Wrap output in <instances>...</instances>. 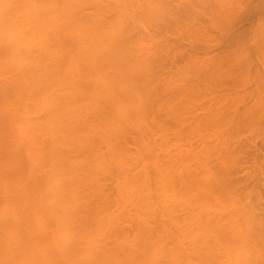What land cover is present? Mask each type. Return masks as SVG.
Segmentation results:
<instances>
[{"label": "bare ground", "instance_id": "6f19581e", "mask_svg": "<svg viewBox=\"0 0 264 264\" xmlns=\"http://www.w3.org/2000/svg\"><path fill=\"white\" fill-rule=\"evenodd\" d=\"M132 1L0 0V264H264V193L260 192L264 188V156L258 165L251 154L253 149H247L253 146V140L251 143L243 141L264 132V125L260 127V122L253 121L255 117L257 121L261 119L257 117L260 111L255 108L237 115L236 112L234 116L238 121L229 122V117L223 114L227 105L223 111H218L219 108H209L205 103L207 108L199 111L190 104L186 106L190 109L185 105L177 109L176 103L177 106L171 104L173 108H163L166 110L162 111V116L169 113L172 116L169 123L154 116V108L159 109V103L167 98L162 99L163 96L174 97L169 92H174L179 84H175L176 72H170V79L174 75L175 80L171 88L175 90H168L162 96L157 92L160 102L153 95L152 82L149 87L151 79L153 81V74L152 78L149 75L152 61L148 63L145 59L150 54L143 53L142 58L137 50V45L140 46L145 38L141 40L142 34L138 39L131 38L133 31L128 34L129 27L126 29V24L120 21L126 16L128 20L133 17ZM140 1L137 6L144 16L151 17L158 10L153 0ZM254 1L257 5L261 2ZM208 2L210 0L206 6ZM216 6L220 7L218 3ZM259 9L261 14L262 8ZM129 10L131 13L127 15ZM250 11L247 9L249 14ZM248 13L242 17L243 22ZM198 14L200 12L195 13ZM140 18L131 22L139 24ZM225 18L222 17L221 24H228V17ZM127 19L122 21L127 22ZM157 20L149 24L155 25ZM141 24L143 28L145 23ZM143 34L145 37L148 33ZM148 36L149 43L154 40L159 44L152 35ZM133 39L140 43L136 44ZM131 40L137 53L130 48L134 46ZM240 46L235 48L241 53ZM250 48L254 50V46ZM164 51L166 49L158 57ZM137 54L147 63L137 59ZM244 54L235 55L238 61L240 58L238 65L244 64L242 67L247 63L244 57L247 54ZM220 55L215 57L214 54V57L220 58ZM184 60L186 64L193 61L192 58L186 61L185 57ZM252 61L248 63L251 65ZM257 61L254 62L256 67ZM163 62L165 65L166 61ZM246 67L247 64L242 68L244 77L248 76ZM258 68L255 75L262 77L260 83L256 77L252 82L243 77L247 80L245 84L250 86L255 81L260 86L264 82V73ZM183 70L180 72L188 83L191 74L197 76L192 69V72ZM208 75L211 76L209 72ZM168 79L164 82L169 83ZM190 89L193 91L192 87ZM251 93L248 96L256 95ZM245 98L247 100V96ZM253 98L256 101L257 98ZM248 102L253 104L254 101L248 98ZM243 105L241 108H245ZM249 118V123L244 122ZM245 132L247 136L242 135ZM243 154L250 159H245ZM248 162L257 166L251 164L249 167ZM239 171L245 172L241 179L236 177Z\"/></svg>", "mask_w": 264, "mask_h": 264}, {"label": "rangeland", "instance_id": "374dc122", "mask_svg": "<svg viewBox=\"0 0 264 264\" xmlns=\"http://www.w3.org/2000/svg\"><path fill=\"white\" fill-rule=\"evenodd\" d=\"M135 1H137V0H134V1H132L131 2V9H130V5L127 7L128 9H130L131 10V12H132V14H131V17L132 18H130L129 17V19L130 20H128L126 17H125V19H122V20H125L126 21V19L128 20L127 22H123L122 20H120L121 22H122V24H124L125 25V27H126V29H127V27H129L128 29H127V31H128V34H129V31H133L134 32V34H133V32L131 33L132 35L131 36H133V37H131V38H134L135 37V39H138L137 37H138V35L140 34V36H142V37H140L141 38V40H143L144 38H145V40L144 41H142L141 42V44H139L140 43V40H139V43L135 40V39H133V41L136 43V44H139L140 46H138L137 45V47H138V49L137 48H135V43L132 41V43H134V46H133V44L131 45L132 47H134V48H132L131 46H130V48L131 49H133V50H138V53L140 54H142L143 55V53L144 54H147V53H149L150 54V57L149 58H146L145 57V59H148V63L150 62V61H152V62H150L149 64H151L152 63V66H151V70H150V72H149V75H151V78H152V74H153V81H152V79H151V81H150V83H149V87H150V84H151V82L153 83V84H151L152 86V88H151V90L153 91L152 93H153V95H155L156 96V99H157V101H159L158 100V98L159 97H161L162 95L161 94H165V93H168V90H172V88L171 87H173V85H175V84H179V85H177V86H175V88H177L175 91L178 93V95H177V93H175V91L174 90H172V91H174V92H169V94H173L174 95V97H170V95H165V96H163V98L162 99H164L165 97H167V98H165V100H162L160 103H159V109H157L156 107L154 108V110L156 109V114L154 115V116H156L157 118H159V117H162V119H164V121L165 122H170V117L172 118V116H169L170 115V113H169V115L167 116L166 115V117H164V116H162V114H164V112L162 113V111H164V110H166V108H168L169 106L171 107V104H173V105H175V106H177V104H178V106H177V109H179L178 107L179 106H181V109L184 107V105H185V108H189L190 109V107H186V106H188L189 104H190V106L191 107H198L199 108V111H200V109H204V108H207V105L206 104H209L208 106H209V108H211V107H215V109L216 108H219V109H217L218 111L220 110V109H222L221 111H223V109L226 107V105H227V108H225L226 110L224 111V115H226V116H224V117H229V118H227L228 120H229V122L231 121V122H233L232 120H237L238 121V117H235L239 112L240 113H242V112H245L247 109H250V111L252 110V111H254L255 110V108H256V110H259L260 112H259V115L257 116L258 117V119L259 118H261L259 121H257V119H255L254 118V120L253 121H255V122H260L259 124H260V127H261V125H264V120H262V118H264V116H262V113H264V112H262V110H264V103H262V102H264V99H262V98H264V95H262V94H264V93H262V89H264V85H262V84H264V82H262V84L259 86L258 85V83H260L259 82V78H260V81H261V78L262 77H258L257 78V76L258 75H255V73H257L255 70L257 69V67L259 66V68L261 69H259L260 70V72L261 73H264V60H262V58H264V57H262V56H264V54H262V53H264V50H262V49H264V29H261L262 27H264V23H262V22H264V14H262V13H264V7H262V6H264V2H262V1H264V0H261V2L259 1H257L258 3H259V5H257V3L255 4V2L256 1H254V0H241L242 1V3L240 2V0H238V2H237V0L236 1H233V0H229V2H228V0H224V2H223V0H220V2H219V0L218 1H214V0H210V3L208 2V4H207V6H206V4L205 3H207V1L208 0H204V1H206L205 3L203 2V0L202 1H199V2H202V3H199V2H197L198 3V5H199V7H200V5H202L203 7L205 6L206 8L208 7V9L209 10H206L205 8H199V7H197V3H196V1L194 2L193 0H183L184 2H182V0H180V2L179 1H177V0H164V1H161V0H153V2L155 3V5H156V9H158V10H156L155 11V13L150 17H147V16H144V14L142 13L143 11H142V9H138V7L140 6V4L141 3H139V0L137 1V3H139V4H137V3H135ZM142 1H145V0H141L140 2H142ZM152 1V0H151ZM161 1V2H160ZM198 1V0H197ZM212 1V2H211ZM231 1V2H230ZM162 2H163V4H162ZM177 2H179V4L177 3ZM182 2V4H180ZM194 4H193V3ZM213 2H214V4H213ZM226 2H228L227 4H225ZM232 2H234L235 3V5H232V4H234V3H232ZM157 3V4H156ZM185 4V6L187 7V5H188V9H186V7H184L183 8V6H184V4ZM187 3V4H186ZM217 3H218V7L219 8H217ZM231 3V6L229 5ZM236 3H237V5H236ZM166 4V5H165ZM175 4H177V7L178 8H182L181 10L180 9H178V8H176V5ZM223 4H224V6H223ZM250 4H251V7H250ZM253 4H255L256 6H257V8H256V6L255 7H253ZM261 4H262V6H261ZM137 5H139V6H137ZM168 5V6H167ZM171 5H173L174 6V9L172 8V6ZM182 5V6H181ZM227 5V6H226ZM241 5V6H240ZM167 6V7H166ZM170 6V7H169ZM194 6H195V8H194ZM209 6H211V7H213V9L211 8V7H209ZM226 6V7H225ZM230 6V8L228 9V7ZM242 6H244V9H243V7ZM259 6V7H258ZM260 6H261V8H262V10H260L261 8H260ZM190 7V8H189ZM222 7H225L224 9L222 8ZM237 7V8H236ZM240 8V11H239V8ZM141 8V7H140ZM172 8V9H171ZM191 8H194V9H192L191 10ZM215 8H217V9H215ZM226 8H227V10H226ZM232 8H233V10L234 9H238V11L237 10H234V11H232ZM260 8V9H259ZM127 9V10H128ZM138 9V10H137ZM174 10L173 12L171 11V10ZM176 9V10H175ZM206 11H210V13L213 11V15H211L209 12H206ZM246 9V10H245ZM247 9H248V11L249 10H251L250 11V13L252 14H249L248 12H247ZM258 9L260 10V11H262V13L261 14H259V11H258ZM130 10H129V12H128V14L127 15H129V13H131L130 12ZM160 10V13L158 12ZM183 10V11H182ZM186 10V11H185ZM187 10H189V11H187ZM200 10H202V11H200ZM221 10H222V12H221ZM230 10H231V12H233V13H231L230 12ZM242 10V11H241ZM243 10H245V12L243 11ZM137 11H139V12H141V13H138ZM197 11V12H196ZM203 11H205L204 13H203ZM225 11V12H224ZM235 11H237V12H235ZM138 13L137 15L136 14H134V13ZM160 14V15H158V13ZM177 12V13H176ZM179 12V13H178ZM181 12H183V13H181ZM200 12V14H198L197 16L195 15V13H199ZM202 12V13H201ZM241 12H243V13H241ZM257 14H256V13ZM181 13V14H180ZM206 13H208V14H210V15H206ZM217 13H219V14H217ZM228 13V15H226ZM231 13V14H230ZM234 13H235V15L237 16H235L234 15ZM246 13H248V15L246 16V18H244V22H243V16L245 17V15H246ZM254 13H255V16H254ZM142 14V15H141ZM156 14H157V16H156ZM169 14H171L169 17H168V15ZM204 14V15H203ZM134 15H135V17H134ZM140 15V16H139ZM178 15V16H177ZM200 15V16H199ZM215 15V16H214ZM217 15V16H216ZM218 15H219V17H218ZM225 15V16H224ZM232 15V16H231ZM257 15H258V17H257ZM138 16V17H137ZM142 16V17H141ZM213 16V17H212ZM229 16H230V19L229 20H227L228 18H229ZM254 16V17H253ZM141 17V18H140ZM147 17V18H146ZM154 17V18H153ZM161 17V18H160ZM217 17V18H216ZM222 17L223 18H225L226 19V21L228 22V24L226 23H224L225 24V27H224V24H221L222 22H221V19H222ZM247 17H249V18H247ZM253 17V18H252ZM262 18V20L260 19V18ZM121 18H124V17H120V19ZM140 18V20L142 21H140L139 20V24H133V22H131V21H133V20H137V19H139ZM152 19V20H150V19ZM200 18V19H199ZM237 18L239 19V20H237ZM258 18V19H257ZM145 19V20H144ZM147 19V20H146ZM153 19H154V21L155 20H157L156 22H154V23H156L155 25L153 24H149V23H153ZM202 19V20H201ZM206 19V20H205ZM211 20V22H207V21H210ZM212 19H213V21H212ZM215 19H217L218 20V23H220V24H218V23H216V22H214L215 21ZM232 19V20H231ZM234 19V20H233ZM186 20V21H185ZM192 20V21H191ZM203 20H205L206 21V24L208 23V25H206L205 23H204V21ZM224 19H222V21H223ZM131 23H130V22ZM134 21V22H135ZM144 21V22H143ZM145 21H147V22H145ZM151 21V22H150ZM225 21V22H226ZM231 21V22H230ZM235 21H237V22H235ZM142 24H141V23ZM190 22V23H189ZM192 22V23H191ZM195 22V23H194ZM233 23V25H231L230 23ZM252 22V23H251ZM259 22L261 23L260 25H259ZM128 23V24H127ZM143 23H145V25L143 24ZM146 23H148V24H146ZM197 23H199V24H197ZM212 23V24H211ZM247 23V24H246ZM258 25H257V24ZM140 24H141V26H143L144 25V27L143 28H140ZM211 24V25H210ZM239 24H240V26H239ZM255 24H256V26H255ZM129 25H132V26H129ZM134 25V26H133ZM147 25H150V28H148L149 26H147ZM157 25V26H156ZM226 25H227V27H226ZM230 25V26H229ZM241 25H244V26H241ZM147 27V29H146V27ZM154 26V27H153ZM194 26V27H193ZM203 26V27H202ZM207 26V27H206ZM217 26V27H216ZM131 27L133 28V30L131 29ZM135 27H137V29L138 30H134V28ZM156 27V28H155ZM206 27V28H205ZM246 27V28H245ZM251 29H250V28ZM144 28H145V31H144ZM154 28L156 29V30H154ZM187 28V29H186ZM200 28V29H199ZM253 28H254V31H255V28L257 29V31L256 32H254L253 31ZM130 29V30H129ZM136 29V28H135ZM178 29L180 30V32L182 31V34L180 33V32H178ZM198 31H197V30ZM262 30V32L261 31H259V30ZM149 30V31H148ZM252 30V31H251ZM137 31H139V32H137ZM186 31V32H185ZM191 32V33H190ZM143 33H148L147 34V36L150 34V35H152V37L151 38H153V39H155V40H157L158 42H159V44L157 45V42H154V40H152L153 42H151L150 41V43H149V41L148 40H151V39H148L147 38V36H145L144 37V34ZM259 34V35H257V34ZM142 34V35H141ZM181 34V35H180ZM213 34V35H212ZM253 34H255V35H253ZM261 34V35H260ZM136 35V36H135ZM153 35H154V37H153ZM189 35V36H188ZM223 35H224V37H223ZM227 35V36H226ZM184 36V37H183ZM206 36H207V39H206ZM227 38H226V37ZM241 38H240V37ZM259 36V37H258ZM149 37V36H148ZM156 37V38H155ZM186 37V38H185ZM204 37V38H203ZM222 37V38H221ZM236 37L237 38H239V39H236ZM139 38V39H140ZM150 38V37H149ZM209 38V39H208ZM229 38H232V39H229ZM236 40V41H239V42H236L234 39ZM243 38V39H242ZM199 39V40H198ZM146 40H147V42H146ZM217 40V41H216ZM227 40V41H226ZM212 41V42H211ZM207 42V43H206ZM229 42V43H228ZM237 43L236 45L234 44V43ZM252 43V46H254V50H255V47H256V50H257V52H256V50L254 51L253 50V48H250V47H252L251 46V43ZM131 43V42H130ZM129 43V44H130ZM144 43V44H143ZM213 43V44H212ZM241 43V44H240ZM262 43V44H261ZM129 44L127 45V46H129ZM147 44V45H146ZM149 44H152V45H149ZM250 45V47H249V45ZM144 45V46H143ZM156 45H157V47H156ZM165 45V46H164ZM241 45V46H240ZM150 46V47H149ZM159 46V47H158ZM167 46V47H166ZM208 46H210V47H208ZM237 46H240L241 48H243L242 49V51H241V53L239 52V51H237L238 49H236L235 47H237ZM154 47H156V48H154ZM233 47V48H232ZM240 47H238V48H240ZM129 47L127 48V50H129L130 49ZM154 49V51H152L153 49ZM159 48H161L160 50H159ZM164 48V49H163ZM249 48V49H248ZM260 50H259V49ZM130 49V50H131ZM150 49V50H149ZM166 49V51H164L163 53H162V55H161V57H162V59H161V57L159 56L158 57V54H161V51H163V50H165ZM232 49H235V50H232ZM244 49H246V51H244ZM129 50V51H130ZM137 50L135 51L136 53H137ZM148 50H149V52H148ZM231 50V51H230ZM239 50H241V49H239ZM250 50H252V51H250ZM259 50V51H258ZM158 51H160L159 53H158ZM219 51H221L220 53H219ZM239 53V54H241L242 56H243V53H245V54H247L246 56H244V57H246L245 59L247 60L246 62L247 63H245V61H243V60H241V62L242 63H245V66H246V64H247V69H246V71L248 70L249 71V73H248V71L246 72V75L248 74V76H246V77H244V76H242L241 74L243 73L242 71H243V69L245 68V66L244 67H242L240 64L238 65V63H239V61H240V58H239V61L237 60V56H235V55H238V56H240L237 52ZM262 51V52H261ZM134 52V51H133ZM134 52V53H135ZM153 52L154 53H156V54H154L155 56H157V57H155L154 55H152L151 56V54H153ZM230 52H232V53H230ZM234 52H236L235 54H234ZM243 52V53H242ZM246 52H248V53H250V54H248V53H246ZM255 52V53H254ZM259 52L261 53V56L259 55ZM132 52L130 51V54H131ZM133 53V55H135ZM167 54V57L169 58V59H167V57H165V54ZM253 53V54H252ZM139 54H137L138 55V58L137 59H140V60H142V58H144V55H143V57L142 58H140V56H142V55H139ZM164 54V55H163ZM169 54V55H168ZM174 55V59L175 60H173V55ZM187 54H191V56H193V57H191L192 58V60L193 61H191L190 63L189 62H187V64H186V62H184L185 60H184V57H185V59H188V60H186V61H190L191 60V58H188V56H187V58H186V55ZM193 54V55H192ZM214 54H215V57L216 56H219L220 54V58H215L214 57ZM223 54V55H222ZM244 54V55H245ZM254 54H255V57H254ZM177 55V57H175ZM227 57H226V56ZM229 55V56H228ZM248 55H249V58H251L250 56H252V58L250 59V60H248L249 58H248ZM257 55V56H256ZM258 55H259V57H258ZM136 56V55H135ZM147 56V55H146ZM171 56V57H170ZM222 56V57H221ZM234 56V57H233ZM155 57V58H154ZM210 57H211V59H210ZM233 57V58H232ZM241 57V56H240ZM243 57V58H244ZM150 58H154V60L156 59V58H158V59H156V60H158L156 63H154V60H152V59H150ZM172 58V59H171ZM202 58V59H201ZM204 58V59H203ZM208 58V59H207ZM214 58V59H213ZM222 58V59H221ZM228 58V60H224V59H227ZM231 58V59H230ZM236 58V59H235ZM259 58H261V59H259ZM150 59V60H149ZM163 59H165V60H163ZM190 59V60H189ZM215 59H216V62H215ZM230 59V60H229ZM242 59V58H241ZM253 59V63L254 62H256L257 60V63L256 64H258V66L256 67L255 66V63L253 64H251L250 65V63H248L249 61L251 62V60ZM159 60H161V62L159 61ZM169 60H171V61H169ZM207 60L209 61V62H207ZM218 60H219V65L220 64H223V65H218ZM220 60L222 61V63L220 62ZM226 61H228V62H232V63H228V62H226V63H228V64H225V62ZM232 60V61H231ZM235 60V61H234ZM142 61H145V60H142ZM147 61V60H146ZM145 61V62H146ZM164 61V62H163ZM165 61H166V64H165ZM259 61H261V62H259ZM159 62V63H158ZM162 62L165 64V65H163L162 64ZM204 62V63H203ZM212 62V63H211ZM234 62V63H233ZM238 62V63H237ZM147 63V62H146ZM158 63V64H157ZM194 63V64H193ZM210 63V64H209ZM216 63V64H215ZM241 63V64H242ZM262 64V67L260 66V64ZM153 64H157L156 66L155 65H153ZM179 64V65H178ZM189 64V66L187 67H185V65H188ZM192 64V65H191ZM207 64V65H206ZM209 64V65H208ZM213 64H215L216 65V67H215V65H213L214 67H212V65ZM233 64V65H232ZM236 64V65H235ZM248 64H249V66H248ZM160 65V66H159ZM162 65L164 66V68H166V67H168L167 69H165L164 70V68H162ZM167 65V66H166ZM184 66V67H181V66ZM193 65H194V67H193ZM199 65L201 66V68L199 67ZM225 65V66H224ZM154 66V67H153ZM196 66V67H195ZM198 66V67H197ZM208 66V67H207ZM218 66H219V69H218ZM227 66V67H226ZM230 66V67H229ZM234 68H233V67ZM237 66H239V67H237ZM251 66V67H250ZM254 66H255V69H254ZM153 67V68H152ZM157 67H160V69H158ZM191 67H193V68H191ZM222 67V68H221ZM232 67V68H231ZM173 68V69H172ZM185 69V70H189V71H191L192 72V70H194L193 72H196V73H193L194 75L196 74L197 76H193L190 72H189V76H187L188 77V79H190V74H191V78L192 79H190V80H188V81H190V83H188V82H186V80H187V78H185V76L183 77L182 75H183V73H185V71L183 70V69ZM187 68V69H186ZM192 70H191V69ZM195 68H200V69H195ZM217 68V69H216ZM241 68V69H240ZM243 68V69H242ZM158 69V70H157ZM161 69H163V73L162 72H158L159 70L161 71ZM178 69V70H177ZM203 69L205 70V72L203 71ZM224 69V70H223ZM229 69V70H228ZM233 69H235V70H233ZM238 69V70H237ZM156 70V71H155ZM184 71L183 73L182 72H180V71ZM200 70H202V71H200ZM213 70H215V71H213ZM216 70H217V72H220V73H217L216 72ZM223 70V71H225V72H221V71ZM254 70V71H253ZM153 71V72H152ZM180 73H179V72ZM235 71V72H234ZM238 71V72H237ZM155 72H157V73H155ZM167 72L169 73L168 75H167ZM175 73L174 75H176V77H175V80L177 81H175L174 80V75L171 77V79H170V76H171V73ZM179 73V75H178V73ZM199 72H201V74L199 73ZM208 72L211 74V76L214 78L213 79V81H212V77L210 76V75H208ZM212 72V73H211ZM213 72H214V74H213ZM233 72V73H232ZM237 72V73H236ZM240 72V74H238ZM159 73V75L160 76H162V77H160L161 79L159 80V77H158V75H156V74H158ZM162 73V74H161ZM182 73V74H181ZM188 73V72H187ZM187 73H185V74H187ZM230 75H229V74ZM236 73V74H235ZM260 73V74H261ZM155 74V75H154ZM216 74H217V76H219V79H218V77L216 76ZM226 74H228V75H226ZM249 74H251V76H249ZM188 75V74H187ZM207 75V76H206ZM215 75V76H214ZM221 75H223L222 77H221ZM232 75H235V76H232ZM239 75H241V76H239ZM231 78H230V77ZM237 76H238V78H239V80L237 79ZM254 76V77H253ZM260 76V75H259ZM150 77V76H149ZM158 77V78H157ZM164 77V78H163ZM180 77V78H179ZM181 77H182V79H181ZM207 77H210V80H208V78ZM217 79H216V78ZM229 77V78H228ZM234 77V78H233ZM246 79L247 77V79L249 80V82H250V80H251V82L254 80V78L256 77L258 80H256L257 82H255L254 81V84H249L250 86H248V83L247 84H245L246 82H247V80H245L244 78ZM158 80H157V79ZM167 78H169L168 80H169V83H167V82H164ZM207 78V79H206ZM224 78V79H223ZM233 78V79H232ZM186 79V80H185ZM232 79V80H231ZM240 79H242V81L240 82ZM172 80H173V82L175 81V84L174 83H171L172 82ZM191 80H195V81H192L191 82ZM215 80V81H214ZM223 80V81H222ZM228 80V81H227ZM231 80V81H230ZM237 80V81H236ZM244 80V81H243ZM211 81V82H210ZM233 81H235V83H236V85L234 84V82ZM262 81H264V80H262ZM198 83V86H197V83ZM207 82H208V84H207ZM214 82V83H213ZM222 82V83H221ZM228 82V83H227ZM230 82V83H229ZM155 83H156V85H155ZM171 83V84H170ZM203 83V84H202ZM211 83V84H210ZM238 83V84H237ZM242 83V84H241ZM257 83V84H256ZM182 85V87H180L181 85ZM183 84H184V86H183ZM187 84V85H186ZM189 84L190 85H192V84H194V86H189ZM206 84V85H205ZM214 84V85H213ZM228 84H230V85H228ZM234 84V85H233ZM240 84V85H239ZM246 86H245V85ZM162 85V86H161ZM170 85V86H169ZM172 85V86H171ZM186 85V86H185ZM202 85V86H201ZM210 87H209V86ZM223 85V86H222ZM225 85V86H224ZM153 86H154V88H153ZM189 86V87H188ZM203 86H205L204 87V89H203ZM230 86V87H229ZM234 86V87H233ZM236 86V87H235ZM186 87V88H185ZM187 87L189 88V89H187ZM192 87V90L193 91H191V88ZM228 87V88H227ZM174 88V87H173ZM181 88V89H180ZM210 88H212V89H210ZM221 88V89H220ZM254 88H256V89H258L257 90V92H255L256 91V89H254ZM158 89V90H157ZM181 90L180 92L178 91V90ZM231 89V90H230ZM252 89H254L253 91H252ZM161 90V91H160ZM188 90V91H187ZM199 90V91H198ZM205 90V91H204ZM213 90V91H212ZM215 90V91H214ZM234 92H233V91ZM238 90H240V91H238ZM251 90V91H250ZM186 91H187V93H186ZM201 91V92H200ZM212 91V92H211ZM223 91V92H222ZM225 91V92H224ZM236 91H238V92H236ZM245 91V92H244ZM161 95H159L158 93ZM163 92V93H162ZM189 92V93H188ZM191 92V93H190ZM193 92V93H192ZM195 92V93H194ZM200 92V93H199ZM221 92V94H219ZM227 92V93H226ZM234 93V94H241V95H243L242 97H241V95H239V96H236V95H234L233 96V93L232 94H230L229 95V93ZM242 92H244V94L242 93ZM256 93V95H250V96H248L250 93ZM260 92V93H259ZM186 93V94H185ZM227 95H226V94ZM251 93V94H252ZM254 93V94H255ZM188 94H189V96H188ZM190 94H192V95H190ZM205 94V95H204ZM213 94V95H212ZM257 94H260V95H258L257 96ZM158 95H159V97H158ZM202 95H204V97H202ZM208 95H209V98H207L208 97ZM212 95V96H211ZM215 95V96H214ZM221 96V99H219L220 98V96ZM232 95V96H231ZM180 96V97H179ZM187 96V97H186ZM195 96H197V98H195ZM201 96V97H200ZM226 96V97H225ZM245 96H247V100H248V98H249V101L250 102H253V104L252 103H246V98H245ZM255 96V98H257L256 99V101H255V99L253 98ZM152 97H154V96H152ZM170 97V98H169ZM190 97V98H189ZM217 97V100L215 99H213V98H216ZM224 97V98H223ZM235 99H234V98ZM239 97H241L240 99H237V98H239ZM259 97V98H258ZM173 98L175 99V101L173 100ZM180 98H182V100L180 99ZM184 98V99H183ZM191 99V100H189V99ZM206 99V101H205V99ZM223 98V99H222ZM244 98H245V101H244ZM251 98H253V99H251ZM167 99V100H166ZM178 99H180V100H178ZM201 99H202V101H201ZM207 99H210V101L208 102V100ZM211 99H212V101H211ZM227 101H226V100ZM259 99H261L260 100V103L258 104V102H259ZM173 100V101H172ZM178 102H177V101ZM185 100V101H184ZM186 100H188V101H186ZM197 100H200V101H197ZM223 101V103H222V101ZM163 101H167V103L166 102H163ZM190 101H191V103H190ZM219 101H220V103H219ZM224 101H225V103H224ZM232 101H233V103H232ZM239 101V102H238ZM242 101V102H241ZM186 102H187V105H186ZM214 102H215V104H214ZM245 102V103H244ZM177 103V104H176ZM183 103H185V104H183ZM192 103H194V104H192ZM200 103V104H199ZM201 103H202V106H201ZM206 103V104H205ZM240 103H244V105L243 104H240ZM254 103H256V104H254ZM179 104H181V105H179ZM196 104V105H195ZM199 104V105H198ZM213 104V105H212ZM220 105V107H218L219 105ZM225 106H224V105ZM243 105L245 108H241L242 106H240V105ZM250 104V105H249ZM258 104V105H257ZM204 105H206V106H204ZM215 105H217V107L215 106ZM229 105V106H228ZM183 106V107H182ZM224 106V107H223ZM246 106H248L247 108H246ZM251 106H253V107H251ZM258 106V107H257ZM161 107V108H160ZM164 107H166L164 110H163V108ZM169 107V108H170ZM174 106H172L171 108H173ZM223 107V108H222ZM251 107V108H250ZM261 107H262V109H261ZM168 108V109H169ZM184 108V109H185ZM229 108H230V110H229ZM242 110H241V109ZM259 108V109H258ZM167 109V110H168ZM231 109L232 110H235V112H233L232 113V111H231ZM254 109V110H253ZM261 109V110H260ZM192 110H194L193 108H192ZM241 110V111H240ZM245 110V111H244ZM169 111V110H168ZM248 111V110H247ZM154 111H153V114L155 113ZM167 112V111H166ZM237 112V113H236ZM158 113V114H157ZM160 113H161V115H160ZM167 113V114H168ZM230 113H231V115H230ZM234 113H236V115L234 114ZM223 114H222V116H223ZM229 114V115H228ZM233 114V115H232ZM235 115V116H234ZM231 116V117H230ZM232 116H234L235 118H233ZM262 116V117H261ZM251 118V117H250ZM250 118L249 119H246V120H244V122H247V123H249L250 121ZM169 119V120H168ZM231 119V120H230ZM253 118H251V120H252ZM158 120H161V119H158ZM168 120V121H167ZM225 120V119H224ZM228 120H227V122H228ZM248 120V121H247ZM262 121V122H261ZM171 122H172V120H171ZM259 127V128H260ZM262 127H264V126H262ZM262 130V129H261ZM261 130L260 131H258V132H261ZM248 133V132H247ZM261 134V133H260ZM262 134H264V132H262ZM259 135V137H258V135H255V136H253L254 137V139H248L247 137H246V140H244L243 138V141L244 142H246L247 140H250V141H248V142H250L251 143V141L253 140V146L252 147H250V148H247V149H253V151L252 152H254V153H251L253 156H255V162L257 161L258 162V165L261 163V161H259V160H261V156H264V141H262V140H264V138H262V136H264V135ZM243 136L244 135H246V132L245 133H243L242 134ZM250 134H248V136H249ZM247 136V135H246ZM250 137V136H249ZM255 137H257V138H255ZM260 137L262 138V140L260 139ZM258 139V140H257ZM262 141V142H261ZM261 142V143H260ZM250 143H249V145H250ZM256 143V144H255ZM242 144H243V142H242ZM254 147V148H253ZM259 148V149H258ZM262 148V149H261ZM246 149V148H245ZM244 149V150H245ZM255 149V150H254ZM256 149H257V151H256ZM250 150H248V152H251ZM247 151V150H246ZM256 151V152H255ZM248 152L246 153L245 151H244V153H246L247 155H250V153L248 154ZM246 155V158L248 157ZM251 155V156H252ZM256 155L257 156H260V157H256ZM243 157H244V154L242 155ZM250 156V157H251ZM242 157V158H243ZM245 158V157H244ZM243 158V159H244ZM245 158V159H246ZM254 158V157H253ZM252 157H251V159H253ZM258 158H260V159H258ZM245 159H244V162H245ZM248 160L250 159V158H247ZM258 159V160H257ZM262 159H264V158H262ZM244 162H242V165H244ZM251 162H253V161H251ZM246 163V164H248L249 165V167H251L252 165H254L255 167L257 166V165H255L254 163ZM260 162V163H259ZM262 162H264V161H262ZM252 164V165H251ZM246 166V165H245ZM253 166V167H254ZM262 166H264V165H262ZM247 168H248V166H246ZM252 167V168H253ZM254 167V168H255ZM243 168H245V167H243ZM252 168H251V170H252ZM255 170V169H254ZM241 172H242V170H240ZM239 171V172H240ZM241 172H240V174L239 175H237L236 174V177H238L239 179H241L240 178V176L241 177H243L244 176V173H242L241 174ZM254 173V171H251V173ZM246 174H247V171H246ZM254 175H255V173H254ZM246 178V177H245ZM235 179V178H234ZM256 179V178H255ZM237 180V179H236ZM241 181V180H240ZM243 182L245 181V179H243L242 180ZM243 182H241V183H243ZM246 182V181H245ZM262 183H264V181H262ZM262 186H264V184H262ZM261 188V187H260ZM262 190H264V188H262ZM260 191L261 192V194L262 193H264V191ZM262 195H264V194H262ZM262 202H264V200H262Z\"/></svg>", "mask_w": 264, "mask_h": 264}]
</instances>
